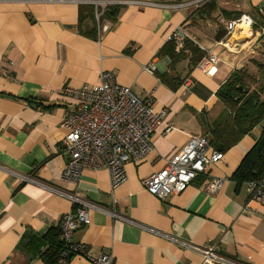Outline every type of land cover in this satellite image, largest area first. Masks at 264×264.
Listing matches in <instances>:
<instances>
[{
  "label": "crops",
  "instance_id": "1",
  "mask_svg": "<svg viewBox=\"0 0 264 264\" xmlns=\"http://www.w3.org/2000/svg\"><path fill=\"white\" fill-rule=\"evenodd\" d=\"M260 2L0 0V264H48L27 248L28 236L60 232L63 214L75 209L52 187L126 218L93 211L91 223L74 234L88 255L111 253L114 264H207L186 241L217 243L240 264H264V204L250 200L246 182L233 178L260 126L224 151L211 144L224 152L211 168V175L227 178L219 191L207 192L205 174L164 199L144 185L192 136L211 138L226 110L219 88L236 70H254L264 60ZM244 14L256 21L253 33L244 37L239 28L227 36L225 23ZM179 26L187 34L175 40L177 51L187 42L183 54H163ZM208 52L219 58L212 74L199 66ZM101 70L142 95L153 91L156 109L166 110L155 127V150L139 164L127 163L128 180L115 189L106 168H84L77 183L62 178L68 159L60 143L62 122L75 102L63 88L98 84ZM189 75L194 86L186 90ZM67 264L92 263L75 254Z\"/></svg>",
  "mask_w": 264,
  "mask_h": 264
},
{
  "label": "built area",
  "instance_id": "2",
  "mask_svg": "<svg viewBox=\"0 0 264 264\" xmlns=\"http://www.w3.org/2000/svg\"><path fill=\"white\" fill-rule=\"evenodd\" d=\"M209 1L211 0H195V3L200 6ZM257 11L264 15V0L258 4ZM255 24V19L246 14L229 20L225 23L227 36H231L239 28L244 29L242 25L253 33ZM185 37L187 34L179 26L173 31L170 39L180 42ZM218 60L216 54L208 52L199 66L212 74L216 71L214 64ZM152 68L154 66L150 65L146 69ZM99 79V83L92 86L67 85L63 88V93L72 97L75 102L62 122L66 133L60 143L68 155L62 178L77 183L84 168H106L110 174L111 187L115 189L128 180L127 163L139 164L155 150V127L165 117L166 110L156 109L153 91L142 95L132 87L122 86L116 82L114 74L110 71L101 70ZM182 86L186 90L194 86L191 75L185 78ZM223 158L224 152L211 147V138L208 135L192 136L175 157L166 159L167 163L161 171L154 172L144 180V185L151 194L164 199L173 194H180L195 178L205 174L210 176L206 190L213 194L219 191L227 180L226 177L211 175L212 166ZM19 176L25 181H39L33 176ZM246 185L248 198L264 204V176L247 181ZM52 189L70 199L75 206L72 211L64 213L60 221V239L64 248L58 264H67L75 254L87 257L92 264H114L115 258L111 253L88 255L86 247L74 241V234L80 226L91 223L93 211H101L115 218H126L115 208L102 206L75 192L56 187ZM181 242L187 248L200 253L207 264H240L224 255L217 243L200 246Z\"/></svg>",
  "mask_w": 264,
  "mask_h": 264
},
{
  "label": "trees",
  "instance_id": "3",
  "mask_svg": "<svg viewBox=\"0 0 264 264\" xmlns=\"http://www.w3.org/2000/svg\"><path fill=\"white\" fill-rule=\"evenodd\" d=\"M260 16L264 24V15L260 14ZM186 43L177 51V42L172 38L162 52L177 58L183 54ZM197 50L202 51L200 48ZM200 60L201 57L198 61ZM217 95L225 103L226 110L221 120L212 127L211 144L217 148L222 146L224 151L251 133L255 127L260 126L261 135L242 159L233 178L238 184L262 178L264 176V60L257 61V68L254 70L245 68L236 70L219 88ZM26 246L36 253L35 255L42 256L48 264H58L64 248L59 231H51L44 235L30 234Z\"/></svg>",
  "mask_w": 264,
  "mask_h": 264
},
{
  "label": "bare ground",
  "instance_id": "4",
  "mask_svg": "<svg viewBox=\"0 0 264 264\" xmlns=\"http://www.w3.org/2000/svg\"><path fill=\"white\" fill-rule=\"evenodd\" d=\"M243 26H245V25H243ZM243 28H244V34H245V33H246V34H247V33H248V34L250 33V31H249L250 29H248V27H243ZM241 32H242V31H241ZM244 37H245V36H244ZM244 39H245V38H244Z\"/></svg>",
  "mask_w": 264,
  "mask_h": 264
},
{
  "label": "rangeland",
  "instance_id": "5",
  "mask_svg": "<svg viewBox=\"0 0 264 264\" xmlns=\"http://www.w3.org/2000/svg\"><path fill=\"white\" fill-rule=\"evenodd\" d=\"M242 35H244V36H245V35H251V32H250L249 34H248V33H247V34H246V33H245V34L243 33ZM229 46H230V45H229ZM230 47H235V46L231 45ZM263 48H264V47H263Z\"/></svg>",
  "mask_w": 264,
  "mask_h": 264
},
{
  "label": "water",
  "instance_id": "6",
  "mask_svg": "<svg viewBox=\"0 0 264 264\" xmlns=\"http://www.w3.org/2000/svg\"><path fill=\"white\" fill-rule=\"evenodd\" d=\"M219 149H222V146H220Z\"/></svg>",
  "mask_w": 264,
  "mask_h": 264
}]
</instances>
